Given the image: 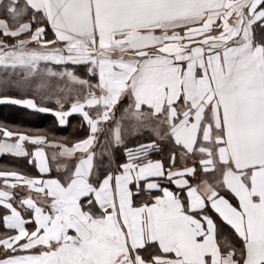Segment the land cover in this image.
Listing matches in <instances>:
<instances>
[{"label":"snow or ice","instance_id":"6c2138e0","mask_svg":"<svg viewBox=\"0 0 264 264\" xmlns=\"http://www.w3.org/2000/svg\"><path fill=\"white\" fill-rule=\"evenodd\" d=\"M0 107V264H264V0H0Z\"/></svg>","mask_w":264,"mask_h":264},{"label":"trees","instance_id":"16d2710c","mask_svg":"<svg viewBox=\"0 0 264 264\" xmlns=\"http://www.w3.org/2000/svg\"><path fill=\"white\" fill-rule=\"evenodd\" d=\"M12 120V122H19L23 124H36L37 127H44V132L55 139L63 140L68 138L69 140H75L76 138H82L86 135L85 127L78 129V117L71 118V123L64 129H57L53 124V119L50 117H35L26 113L23 110L12 107H0V120L1 119ZM30 121H35L30 122ZM21 124V123H20ZM54 134V135H53Z\"/></svg>","mask_w":264,"mask_h":264},{"label":"crops","instance_id":"0c3cea01","mask_svg":"<svg viewBox=\"0 0 264 264\" xmlns=\"http://www.w3.org/2000/svg\"><path fill=\"white\" fill-rule=\"evenodd\" d=\"M14 108V107H12ZM16 109H20V108H16ZM20 110H23L25 111L24 109H20ZM26 113H29L27 111H25ZM30 114V113H29ZM35 117H50L53 119V124L54 126L57 128V129H64V128H61L59 125H57L55 123V120H54V117L51 116V115H42V114H30ZM30 122H35V121H30ZM21 123V124H20ZM20 123L17 121V122H12V120H8L7 118L6 119H1L0 120V124H8L10 126H19L21 127L23 130H27V131H30L32 134H45V135H48L46 132H44V127H37L36 124H23L21 121ZM78 129H80V125L78 124ZM85 129L87 130V127L84 126ZM87 132V131H86ZM49 139H53V137H51L50 135H48ZM59 140V139H57ZM103 143V141L101 142ZM49 157H51V153H49ZM3 165H9V166H15V167H21V168H26L28 170H31V171H35L32 166L30 165H27L26 164V161L22 160V159H17V158H14V157H11L9 155H4V156H0V166H3Z\"/></svg>","mask_w":264,"mask_h":264}]
</instances>
